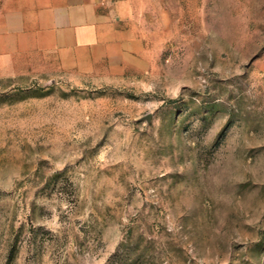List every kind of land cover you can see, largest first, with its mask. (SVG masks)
<instances>
[{
  "label": "rangeland",
  "instance_id": "obj_1",
  "mask_svg": "<svg viewBox=\"0 0 264 264\" xmlns=\"http://www.w3.org/2000/svg\"><path fill=\"white\" fill-rule=\"evenodd\" d=\"M0 0V264H264V0H106L92 70ZM118 31V32H117Z\"/></svg>",
  "mask_w": 264,
  "mask_h": 264
},
{
  "label": "crops",
  "instance_id": "obj_2",
  "mask_svg": "<svg viewBox=\"0 0 264 264\" xmlns=\"http://www.w3.org/2000/svg\"><path fill=\"white\" fill-rule=\"evenodd\" d=\"M9 15L26 47L63 68L92 70L112 57L120 40L106 0H14ZM118 32V31H117Z\"/></svg>",
  "mask_w": 264,
  "mask_h": 264
}]
</instances>
